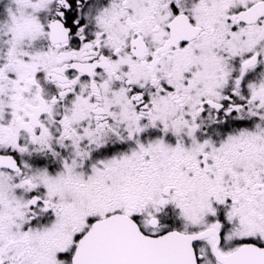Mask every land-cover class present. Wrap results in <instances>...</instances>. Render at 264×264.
<instances>
[{
	"label": "snow or ice",
	"instance_id": "snow-or-ice-1",
	"mask_svg": "<svg viewBox=\"0 0 264 264\" xmlns=\"http://www.w3.org/2000/svg\"><path fill=\"white\" fill-rule=\"evenodd\" d=\"M0 264H264V0H0Z\"/></svg>",
	"mask_w": 264,
	"mask_h": 264
}]
</instances>
